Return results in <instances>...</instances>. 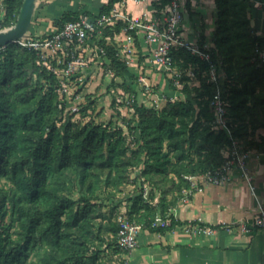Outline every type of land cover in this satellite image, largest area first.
Segmentation results:
<instances>
[{
    "label": "trees",
    "instance_id": "obj_1",
    "mask_svg": "<svg viewBox=\"0 0 264 264\" xmlns=\"http://www.w3.org/2000/svg\"><path fill=\"white\" fill-rule=\"evenodd\" d=\"M170 1L154 5L160 10ZM23 2L0 0L2 28L16 23ZM215 2L216 29L207 51L224 73L226 124L243 150L264 153V134L256 138L258 130L264 131V63L256 53L264 41L252 33L250 0ZM77 19L76 13H64L54 23L59 30ZM123 26L118 22L104 37L112 38ZM99 44L105 49L104 73L113 77L109 87L120 86L134 97L131 118H122V126L77 123L74 112H64L56 74L36 52L16 42L0 49V264H103L98 249L103 227L111 235L107 249L125 254L116 248V220L108 218L95 229L103 190L119 189L129 179L128 171L139 168L151 188L149 198L136 196L126 218L142 230L162 233L177 224L169 211L189 189L185 177L224 162L231 139L213 124L215 86L201 75L209 71L206 62L184 49L173 51L172 68L181 73L180 91L186 98L167 100L156 110L137 103V93L127 83L136 82V76L117 45L103 39ZM198 44L205 45L203 36ZM188 69L197 84L191 85ZM115 78L122 83L115 84ZM86 99L83 112L94 103L91 94ZM157 217L168 225L153 227Z\"/></svg>",
    "mask_w": 264,
    "mask_h": 264
},
{
    "label": "crops",
    "instance_id": "obj_2",
    "mask_svg": "<svg viewBox=\"0 0 264 264\" xmlns=\"http://www.w3.org/2000/svg\"><path fill=\"white\" fill-rule=\"evenodd\" d=\"M215 1L179 0L183 10L180 33L186 41L198 44L200 36H203L205 45L208 48L213 46L218 13ZM109 2L36 0L27 35L52 34L58 30L54 22L64 13L94 18L101 14ZM155 3H159V0H115L112 7L129 18L151 24L160 18L161 9L157 10ZM247 14L252 33L261 38L264 34V0H250ZM135 36L134 53L126 56L130 59L128 69L137 80H128L127 83L132 84L136 91L137 103L146 106L143 103L145 96L138 89L142 82L159 87L161 93H165L172 85L166 79L167 74L161 72L163 68L153 63L151 48L144 40V30H138ZM118 38L121 41V36ZM111 40L108 37L105 41L109 43ZM90 66L85 73L88 72L86 78L94 79V89L103 82L104 88L111 90L112 74L104 73L97 64ZM114 82L120 84L122 80L115 78ZM135 83L138 85L135 86ZM176 93L178 100L186 98L182 92ZM166 97L171 100L170 96ZM92 98L96 97L92 95ZM263 134L262 129L258 130L256 138ZM248 172L250 182L233 171L226 184L207 185L203 191L190 196L188 203L178 201L169 211L177 224L162 233L141 230L137 247L119 254L124 264H264V229L254 226L259 207L264 209V153L250 150Z\"/></svg>",
    "mask_w": 264,
    "mask_h": 264
},
{
    "label": "built area",
    "instance_id": "obj_3",
    "mask_svg": "<svg viewBox=\"0 0 264 264\" xmlns=\"http://www.w3.org/2000/svg\"><path fill=\"white\" fill-rule=\"evenodd\" d=\"M182 18L183 10L179 0H171L169 4L160 10L159 20L151 24H143L138 19L129 18L122 11L112 7L109 11L103 12L94 18L79 17V19L65 24L52 34L43 36L26 35L15 42L28 50L36 52L40 62L56 74L61 85L62 104L65 106L70 101L79 100V89L84 86L85 71L90 63L93 62L99 67L103 66L105 49L100 46L99 42L101 39L106 40L108 38L104 37V31L112 29L118 22H123L124 26L111 39L119 48L120 56L125 57L127 65L130 63L128 56L134 53L135 37L133 33L140 29L144 30V40L151 48L153 63L161 66L164 70H173L172 53L178 49H184L206 62L209 71L208 73L203 72L201 75H207V83L215 86L210 101V105L215 112L213 124L216 128L227 131L231 139V145L224 153V162L219 167L199 175L185 177L190 186L189 189L183 191L181 201L188 203L190 196L203 191L207 185L220 186L226 184L230 180L233 171H237L246 182H250L251 177L248 172L250 150H243L239 143L232 139L226 124V109L222 98L224 73L211 61L206 45L201 48L198 44H192L181 36ZM5 29L0 26V32ZM120 36L121 41L118 38ZM261 39L264 41V34ZM256 53L257 58L264 63V49H256ZM122 54H125V56H122ZM174 75L176 74L174 73ZM175 83L178 84L177 81ZM143 85L146 90H150L148 84L143 82ZM71 95H74V98H70ZM133 101L134 97L128 94L125 103L130 105ZM72 110L77 111L78 108ZM116 221L119 225L116 248L130 252L137 247L138 234L142 228L135 222L128 221L126 216L120 215ZM168 223V221L157 217L152 226L165 227ZM254 226L264 229V209L262 207L258 209Z\"/></svg>",
    "mask_w": 264,
    "mask_h": 264
},
{
    "label": "rangeland",
    "instance_id": "obj_4",
    "mask_svg": "<svg viewBox=\"0 0 264 264\" xmlns=\"http://www.w3.org/2000/svg\"><path fill=\"white\" fill-rule=\"evenodd\" d=\"M92 66H94L93 63L90 67ZM97 66L99 67V65ZM172 71H167L164 69L163 71H161L164 75L167 74L166 79L172 85V87L170 86L172 89L169 88V90H167L165 93H161L158 86V88H156L155 85H151L150 83H146L150 86V90L145 89L143 82L140 84V87L138 89L143 93V96H145V100L143 103L147 107H153L156 110H160L166 104L167 100H170L168 99V97H166L167 95L171 97L172 101H176L179 99L176 98V92H181L180 90L182 88V85L179 83V77L181 76V73L176 68H173ZM87 73L88 72H86V75L84 77V86H82V89H79V100L70 101V103L65 106L66 109L64 112H68V110H70L72 113L74 112L76 114L74 120H76L77 123L88 122L89 120H92L96 123L106 124L108 122H113V125H125V122L122 120V118H131L132 113V111H130L129 109L130 105H127L125 103V98L127 97L128 92H126L120 86H113L111 90L107 91L106 88H104L103 82H101L97 89H94V79H90L91 77L86 78L88 76ZM174 73L176 75H174ZM186 73L189 76H192L191 70L188 69ZM175 81H177L178 84L175 83ZM196 82V78L192 76L191 85ZM135 84V86L138 85L137 83ZM89 92H91V95L96 98H94V100H91L94 103L90 104L88 109L83 112V107L87 106L86 104L88 101L86 99V95H88ZM70 98H74V95H71ZM73 108H78V110L73 111ZM125 114H127L126 117L124 116ZM125 131L127 132V129L124 127V132ZM128 176L129 179L119 189H107L103 190L100 193V202L102 205L96 213L98 219H96L95 229H99L98 227L101 224H103L101 226H105V221L108 218H111V220H116L120 215L127 216L130 210L131 203L136 196L142 195L144 200L148 201L151 188L140 178V169H130L128 171ZM158 200L159 194L157 193L153 201L154 204H156ZM101 215H104L105 217L102 218ZM100 238L104 241H102L103 244L98 245V249L101 251L100 258L103 264H124V260L119 254H116L112 250L107 249L106 243L111 239V235L109 232H106V229L104 227L102 229V232H100ZM100 242L101 241L96 240L95 243L100 244Z\"/></svg>",
    "mask_w": 264,
    "mask_h": 264
},
{
    "label": "water",
    "instance_id": "obj_5",
    "mask_svg": "<svg viewBox=\"0 0 264 264\" xmlns=\"http://www.w3.org/2000/svg\"><path fill=\"white\" fill-rule=\"evenodd\" d=\"M36 0H24L16 23L0 32V48L7 46L27 35L34 12Z\"/></svg>",
    "mask_w": 264,
    "mask_h": 264
}]
</instances>
